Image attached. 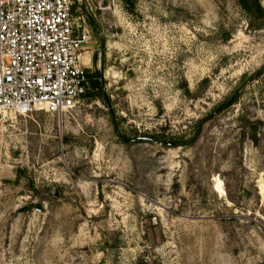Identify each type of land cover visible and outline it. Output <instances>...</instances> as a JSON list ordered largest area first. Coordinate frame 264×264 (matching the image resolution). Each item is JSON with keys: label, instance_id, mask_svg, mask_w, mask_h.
Segmentation results:
<instances>
[{"label": "rangeland", "instance_id": "374dc122", "mask_svg": "<svg viewBox=\"0 0 264 264\" xmlns=\"http://www.w3.org/2000/svg\"><path fill=\"white\" fill-rule=\"evenodd\" d=\"M74 12L99 86L62 117L0 113V264H264V14Z\"/></svg>", "mask_w": 264, "mask_h": 264}, {"label": "built area", "instance_id": "2783aa9c", "mask_svg": "<svg viewBox=\"0 0 264 264\" xmlns=\"http://www.w3.org/2000/svg\"><path fill=\"white\" fill-rule=\"evenodd\" d=\"M79 0H0V113L62 117L90 89Z\"/></svg>", "mask_w": 264, "mask_h": 264}, {"label": "trees", "instance_id": "16d2710c", "mask_svg": "<svg viewBox=\"0 0 264 264\" xmlns=\"http://www.w3.org/2000/svg\"><path fill=\"white\" fill-rule=\"evenodd\" d=\"M242 7L248 11L250 14L254 15H263L264 9L260 6L258 0H241ZM101 76V75H100ZM90 83L93 84L94 88H98V80L96 78L98 77V74L95 75H88ZM176 144H174L175 146Z\"/></svg>", "mask_w": 264, "mask_h": 264}, {"label": "water", "instance_id": "95a60500", "mask_svg": "<svg viewBox=\"0 0 264 264\" xmlns=\"http://www.w3.org/2000/svg\"><path fill=\"white\" fill-rule=\"evenodd\" d=\"M264 74V67H263V69L260 71V72H258L257 73V75L256 76H261V75H263ZM232 104V101H230L229 103H228V105H231ZM220 110V109H219ZM218 112V111H217Z\"/></svg>", "mask_w": 264, "mask_h": 264}, {"label": "bare ground", "instance_id": "6f19581e", "mask_svg": "<svg viewBox=\"0 0 264 264\" xmlns=\"http://www.w3.org/2000/svg\"><path fill=\"white\" fill-rule=\"evenodd\" d=\"M262 193H263V198H264V191Z\"/></svg>", "mask_w": 264, "mask_h": 264}]
</instances>
